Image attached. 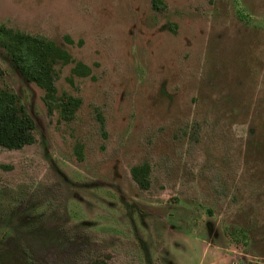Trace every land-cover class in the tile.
Segmentation results:
<instances>
[{"label":"rangeland","instance_id":"374dc122","mask_svg":"<svg viewBox=\"0 0 264 264\" xmlns=\"http://www.w3.org/2000/svg\"><path fill=\"white\" fill-rule=\"evenodd\" d=\"M162 4L0 0L1 24L89 67L55 64L80 99L64 120L0 48L34 121L0 147V264H264V0Z\"/></svg>","mask_w":264,"mask_h":264},{"label":"trees","instance_id":"16d2710c","mask_svg":"<svg viewBox=\"0 0 264 264\" xmlns=\"http://www.w3.org/2000/svg\"><path fill=\"white\" fill-rule=\"evenodd\" d=\"M152 9H160L162 0H149ZM0 48L8 64L26 81L32 82L43 91V100L48 112L52 105L57 108L60 118L69 120L80 99L66 92L56 94V63L73 62L71 74L86 75L89 67L73 60L60 45L55 44L40 33H28L12 29L0 23ZM70 79V76L67 77ZM34 121L20 102L16 93L2 81L0 68V147L17 149L31 143ZM130 177L139 188L149 184V166L141 162L130 167ZM90 264H106L103 260H93Z\"/></svg>","mask_w":264,"mask_h":264}]
</instances>
